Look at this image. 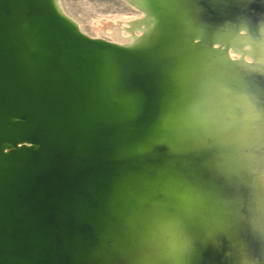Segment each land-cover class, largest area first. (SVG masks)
<instances>
[{
    "label": "water",
    "instance_id": "1",
    "mask_svg": "<svg viewBox=\"0 0 264 264\" xmlns=\"http://www.w3.org/2000/svg\"><path fill=\"white\" fill-rule=\"evenodd\" d=\"M196 2L198 22L217 19L213 26L220 29L201 24L193 48H207L232 74L244 71L226 49L212 48L220 32L247 24L236 12L243 0ZM183 9H190L188 1L178 0L177 14ZM48 39L50 47L39 51L51 48L57 57H38V65L26 69L33 82L28 93L34 95L17 94L12 69L0 66V264H145L160 253L159 231L152 229L150 210L159 207L153 190L175 178L157 140L178 94L168 65L181 56L167 64L148 51L109 44L107 57L132 71L123 84L115 79L107 84L111 104L89 102L87 71L66 77L72 88L67 92L44 87L39 77L52 75L46 70L53 64H67L60 43ZM247 162V155L235 159L223 167V183L179 200L210 223L226 264L242 254L248 237L257 242L264 231V186L258 173L248 172ZM129 243L134 249L128 251Z\"/></svg>",
    "mask_w": 264,
    "mask_h": 264
},
{
    "label": "bare ground",
    "instance_id": "2",
    "mask_svg": "<svg viewBox=\"0 0 264 264\" xmlns=\"http://www.w3.org/2000/svg\"><path fill=\"white\" fill-rule=\"evenodd\" d=\"M126 1L138 10L135 17L104 22L91 36L66 12L60 0H0V66L12 69L17 94L34 95L28 89L33 84L29 77L32 73L26 69L38 65V57H57L51 48L39 51L42 45L50 47L51 37L62 46L67 64L61 62L60 67L53 64L45 69L52 75L39 77L44 87L67 92L72 88L66 77L87 71L91 88L86 92L88 101L110 103L107 84L112 79L123 84L132 70L107 57L109 44L148 51L159 62L169 60L167 64L180 54L178 62L168 65L178 94L161 122L157 140L175 178L166 187L153 190L159 201V207L150 210L155 225L152 227L151 219L144 220L159 231L160 238L155 241L159 238L160 253L145 264H226V257L222 252L219 255L218 245L210 235V223L192 214L179 200L197 188L213 189L223 183V167L245 155L248 172L255 176L258 173V182L264 186V0H243L241 10L236 12L241 22L250 25L237 31L224 30L216 36L220 41L212 43L214 50L226 49L227 58L243 66L244 71L233 74L207 48H193L199 41L200 27L213 30L211 23L217 19L209 24L198 22L194 6L192 16L186 9L177 14L178 0ZM175 19L178 24L172 27ZM18 82L24 87H19ZM237 166L233 164L234 169ZM162 210L167 215H161ZM254 238L248 237L242 254L227 264H264V231L258 232L257 242ZM128 249L134 247L129 243Z\"/></svg>",
    "mask_w": 264,
    "mask_h": 264
},
{
    "label": "rangeland",
    "instance_id": "3",
    "mask_svg": "<svg viewBox=\"0 0 264 264\" xmlns=\"http://www.w3.org/2000/svg\"><path fill=\"white\" fill-rule=\"evenodd\" d=\"M64 9L81 25L82 29L89 35L94 36L97 26L104 22H115L118 20H128L135 17L138 10L126 0H60ZM63 1V2H62ZM190 7L197 6V2L187 0ZM68 10H67V9ZM186 10V11H188ZM189 12V11H188ZM192 16V14H190ZM202 17V16H201ZM211 23V29L214 23ZM207 24V22H206ZM220 28V27H219ZM94 34V35H93Z\"/></svg>",
    "mask_w": 264,
    "mask_h": 264
}]
</instances>
